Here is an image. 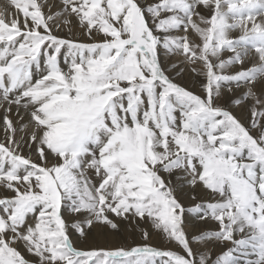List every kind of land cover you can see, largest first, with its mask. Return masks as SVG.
Returning <instances> with one entry per match:
<instances>
[{
  "label": "snow or ice",
  "instance_id": "obj_1",
  "mask_svg": "<svg viewBox=\"0 0 264 264\" xmlns=\"http://www.w3.org/2000/svg\"><path fill=\"white\" fill-rule=\"evenodd\" d=\"M8 8L0 264H264V0Z\"/></svg>",
  "mask_w": 264,
  "mask_h": 264
},
{
  "label": "bare ground",
  "instance_id": "obj_2",
  "mask_svg": "<svg viewBox=\"0 0 264 264\" xmlns=\"http://www.w3.org/2000/svg\"><path fill=\"white\" fill-rule=\"evenodd\" d=\"M187 82H189L187 80ZM159 238L158 236H153L152 240H151V243L153 245H158L159 243ZM128 235L127 233H124L122 237H109L108 240H104V239H98L97 241H95L96 244H98L99 246H111V245H115V244H118V243H123V242H127L128 241ZM136 239V242L139 243V236L137 235L135 237ZM165 242V241H164ZM163 245V244H162ZM161 246V245H160Z\"/></svg>",
  "mask_w": 264,
  "mask_h": 264
},
{
  "label": "rangeland",
  "instance_id": "obj_3",
  "mask_svg": "<svg viewBox=\"0 0 264 264\" xmlns=\"http://www.w3.org/2000/svg\"><path fill=\"white\" fill-rule=\"evenodd\" d=\"M50 3H52L54 5H58L59 4V0H50ZM8 5H9V0H0V11H4L5 9H8V11H11V9L8 8ZM52 10L53 11H57L58 8L53 7ZM45 11H47V9H45ZM60 34L63 35L64 33L61 32ZM81 38H83V37H81ZM187 80L189 82H187ZM179 82L184 83V84L188 85L189 87L193 86V82L187 76H185V78L183 80H180ZM2 138H3V132L0 131V139H2ZM159 240L160 241H159V243L157 245L158 247H164V246L167 245V241L164 242V240H162L161 238H159Z\"/></svg>",
  "mask_w": 264,
  "mask_h": 264
}]
</instances>
